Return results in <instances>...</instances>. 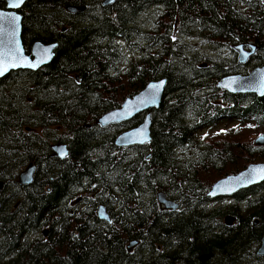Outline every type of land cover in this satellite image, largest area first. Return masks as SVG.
Segmentation results:
<instances>
[{
    "label": "trees",
    "instance_id": "1",
    "mask_svg": "<svg viewBox=\"0 0 264 264\" xmlns=\"http://www.w3.org/2000/svg\"><path fill=\"white\" fill-rule=\"evenodd\" d=\"M102 3L28 0L19 10L26 53L37 40L57 48L46 66L0 78V264H264V182L208 196L220 178L264 162V146L199 136L230 123L264 133V96L217 87L248 71L236 44L257 45L253 67L264 66V0ZM162 78L149 143L117 147L143 115L97 119ZM55 142L66 158L52 155ZM30 163L35 178L20 185ZM159 191L178 209L160 206Z\"/></svg>",
    "mask_w": 264,
    "mask_h": 264
},
{
    "label": "water",
    "instance_id": "2",
    "mask_svg": "<svg viewBox=\"0 0 264 264\" xmlns=\"http://www.w3.org/2000/svg\"><path fill=\"white\" fill-rule=\"evenodd\" d=\"M5 2V8L0 9V69L6 76L12 71L27 69L37 70L47 65L54 57L57 43H44L42 41L32 42L29 53H26L22 42V20L23 16L18 10L28 1L23 0H0ZM117 0H104L103 6L114 4ZM85 7H67L70 13L83 12ZM249 50H248V49ZM238 53L237 62L239 65L248 64L255 56L258 46L250 43H240L234 47ZM220 89L227 90L232 94H255L258 97L264 96V66H257L247 74H230L221 78L217 85ZM166 88V79L152 80L146 84L138 93L126 98L118 108L108 111L97 119L101 127L119 125L132 118L144 114L142 122L136 127L123 131L117 136L116 144L121 147L144 145L150 141L151 110L160 106ZM254 144L264 146V134L259 135ZM55 156L60 159L68 155L67 145L58 143L51 146ZM35 165L28 164L18 176L20 185L32 183L35 173ZM264 182V162L249 164L240 172L222 177L212 184L208 196L211 198H233L238 192L256 186ZM3 183L0 182V191ZM157 202L167 210H177L178 203L169 200L160 191L156 195ZM1 207V204H0ZM97 216L103 221H109V214L104 205L98 206ZM232 220L226 217V224L230 225ZM46 234V231L43 233ZM139 241H130L126 249L131 252ZM257 256H264V237L261 238L260 246L256 251Z\"/></svg>",
    "mask_w": 264,
    "mask_h": 264
},
{
    "label": "rangeland",
    "instance_id": "3",
    "mask_svg": "<svg viewBox=\"0 0 264 264\" xmlns=\"http://www.w3.org/2000/svg\"><path fill=\"white\" fill-rule=\"evenodd\" d=\"M258 62L256 60H252L249 62L246 66L248 67V71L252 69L254 64H257ZM230 123V124H222L219 127H216L214 131L206 130L202 131L199 136L203 138H207L209 140L211 139H220L222 138L223 141H229V142H242L246 143L247 141H251L252 143L256 139L257 136L262 134V130L259 128H256L254 126L249 127H240ZM254 144V143H253ZM229 201L226 200L222 203H228Z\"/></svg>",
    "mask_w": 264,
    "mask_h": 264
},
{
    "label": "flooded vegetation",
    "instance_id": "4",
    "mask_svg": "<svg viewBox=\"0 0 264 264\" xmlns=\"http://www.w3.org/2000/svg\"><path fill=\"white\" fill-rule=\"evenodd\" d=\"M117 1H121V0H117ZM0 2H3V1H0ZM115 2H116V1H115ZM115 2H114V3H115ZM3 3H4V8H5V2H3ZM24 5H25V4H24ZM24 5H23V6H24ZM23 6H22V7H23ZM22 7H21V8H22ZM67 7H77V6H66V11H67ZM83 7H85V6H83ZM21 8H20V9H21ZM0 9H1V8H0ZM20 9H19V10H20ZM85 9H86V7H85ZM19 10H18V12H19ZM84 11H85V10H84ZM67 12L70 13L69 11H67ZM79 13H82V12H79ZM70 14L75 15V14H77V13H70ZM63 30H64V28H63ZM37 41H38V40H37ZM34 42H35V41H34ZM29 49H30V48H29ZM255 56H256V54H255ZM51 61H52V60H51ZM49 63H50V62H49ZM44 66H46V65H44ZM44 66H42V67H44ZM40 68H41V67H40ZM20 70H23V69H20ZM34 71H35V70H34ZM7 75H8V74H7ZM55 144H56V143H55ZM62 144H64V143H62ZM52 145H54V144H52ZM52 145H51V146H52ZM51 150H52V149H51ZM52 154H53V156H55L54 153H53V151H52ZM67 156H68V155H67ZM67 156H66V157H67ZM55 157L57 158V156H55ZM66 157H65V158H66ZM59 159H60V158H59ZM63 159H64V158H63ZM26 186H27V185H26ZM2 190H3V189H2ZM2 190L0 191V194H1Z\"/></svg>",
    "mask_w": 264,
    "mask_h": 264
},
{
    "label": "bare ground",
    "instance_id": "5",
    "mask_svg": "<svg viewBox=\"0 0 264 264\" xmlns=\"http://www.w3.org/2000/svg\"><path fill=\"white\" fill-rule=\"evenodd\" d=\"M236 45H237V44H236ZM236 45L233 46V49H234V47H235ZM234 51H235V49H234ZM19 71H20V70H19ZM220 80H221V79H220ZM220 80H219V81H220ZM217 85H218V83H217ZM217 87H218V86H217ZM218 88H219V87H218ZM219 89H220V88H219ZM222 90H224V89H222ZM225 91H227V90H225ZM227 92H228V91H227ZM229 93H230V92H229ZM130 121H131V120H130ZM128 122H129V121H128ZM126 123H127V122H126ZM205 131H206V130H205ZM210 131H213V130H210ZM54 141H55V140H54ZM151 141H152V140H151ZM55 143H56V142H55ZM148 143H149V142H148ZM56 144H58V142H57ZM115 144H116V142H115ZM50 145H52V144H50ZM116 145H117V144H116ZM117 147H119V148H125V147H121V146H118V145H117ZM67 148H68V147H67ZM69 152H70V151H69ZM52 155H53V154H52ZM147 157L149 158V157H150V154H149ZM57 158H58V157H57ZM150 158H151V157H150ZM34 174H35V173H34ZM34 178H35V177H34ZM4 185H5V184H4ZM100 205H102V204H100ZM100 205H99V206H100ZM109 221H110V220H109ZM109 221H108V222H109ZM47 231H48V230H47Z\"/></svg>",
    "mask_w": 264,
    "mask_h": 264
},
{
    "label": "snow or ice",
    "instance_id": "6",
    "mask_svg": "<svg viewBox=\"0 0 264 264\" xmlns=\"http://www.w3.org/2000/svg\"><path fill=\"white\" fill-rule=\"evenodd\" d=\"M22 3H23V0H18V4L16 6H18L19 4H22ZM2 74H3V70L0 69V75H2Z\"/></svg>",
    "mask_w": 264,
    "mask_h": 264
}]
</instances>
